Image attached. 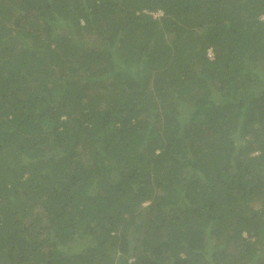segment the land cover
Masks as SVG:
<instances>
[{"label": "trees", "instance_id": "trees-1", "mask_svg": "<svg viewBox=\"0 0 264 264\" xmlns=\"http://www.w3.org/2000/svg\"><path fill=\"white\" fill-rule=\"evenodd\" d=\"M263 15L0 0V264H264Z\"/></svg>", "mask_w": 264, "mask_h": 264}, {"label": "rangeland", "instance_id": "rangeland-1", "mask_svg": "<svg viewBox=\"0 0 264 264\" xmlns=\"http://www.w3.org/2000/svg\"><path fill=\"white\" fill-rule=\"evenodd\" d=\"M263 17H264V15H263ZM60 27L58 28V29H56V31L57 30H59V31H61L62 30V28H63V26L62 25H59ZM93 37V36H92ZM92 37H91V35H90V33H85V36H81V38H82V40L83 41H85V43L86 44H88V43H90L91 41H92ZM148 202H146L145 204H147Z\"/></svg>", "mask_w": 264, "mask_h": 264}, {"label": "built area", "instance_id": "built-area-1", "mask_svg": "<svg viewBox=\"0 0 264 264\" xmlns=\"http://www.w3.org/2000/svg\"><path fill=\"white\" fill-rule=\"evenodd\" d=\"M157 13H162V11H158ZM209 55H212V50H209Z\"/></svg>", "mask_w": 264, "mask_h": 264}]
</instances>
